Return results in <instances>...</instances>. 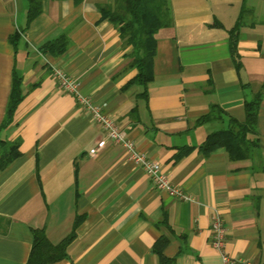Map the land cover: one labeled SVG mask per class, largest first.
Wrapping results in <instances>:
<instances>
[{
  "label": "crops",
  "instance_id": "crops-1",
  "mask_svg": "<svg viewBox=\"0 0 264 264\" xmlns=\"http://www.w3.org/2000/svg\"><path fill=\"white\" fill-rule=\"evenodd\" d=\"M112 1L40 0L27 22V0H0V126L14 77L21 95L0 127V156L15 143L18 153L0 166V264L26 263L34 229L51 244L73 233L66 257L49 264H220L209 242L215 215L225 251L264 264V0H246L238 67L228 30L242 0H170L172 24L155 34L144 94L128 84L131 48L101 17L98 6ZM62 36L63 52L41 50ZM55 66L187 199L156 189L120 144L89 154L102 130L58 88ZM260 89L248 156L233 159L223 147L204 153L206 135L227 127L228 116L242 121L244 102ZM211 105L221 118L196 123Z\"/></svg>",
  "mask_w": 264,
  "mask_h": 264
},
{
  "label": "trees",
  "instance_id": "trees-1",
  "mask_svg": "<svg viewBox=\"0 0 264 264\" xmlns=\"http://www.w3.org/2000/svg\"><path fill=\"white\" fill-rule=\"evenodd\" d=\"M28 8L26 20L29 22L40 12V0H27ZM101 17L110 21L117 29L123 47H130L127 65L134 67L136 74L128 81V84L141 85L144 89L152 79V59L155 54V34L159 29L169 27L172 24V10L170 0H113L111 4L98 6ZM251 12L246 6V0H242L240 11L235 24L228 30L229 50L232 61L236 67L237 60L235 44L239 27L243 18ZM213 25H219L214 21ZM16 37V36H15ZM13 42V37L10 38ZM66 47V39L59 37L56 40L42 46L43 52L59 54ZM145 89L142 91L144 94ZM21 99L18 80L13 78L11 96L7 105L5 117L1 128L6 126L12 118L14 109ZM261 100V89L243 104L244 118L238 121L228 116L227 127L216 129L206 135L199 148L207 153L217 147H223L233 159L247 157L251 147L256 146V139L247 137L254 132V124L258 105ZM224 111L218 106L211 105L208 113L200 116L196 123H205L221 118ZM0 143H4L0 140ZM17 144L8 146L7 152L0 156V166L15 157ZM78 222L74 220L73 226ZM73 233L68 234L56 244H51L42 229L32 230V245L25 264H49L66 257L65 247Z\"/></svg>",
  "mask_w": 264,
  "mask_h": 264
},
{
  "label": "built area",
  "instance_id": "built-area-1",
  "mask_svg": "<svg viewBox=\"0 0 264 264\" xmlns=\"http://www.w3.org/2000/svg\"><path fill=\"white\" fill-rule=\"evenodd\" d=\"M52 77L55 79L58 88L65 93L75 96L80 107L88 112L93 123L100 125L102 136L95 141L89 154L93 155L104 148L107 143L120 144L125 157L134 165L140 167L151 179L152 184L158 190L166 191L169 195L187 199L180 188L171 185L168 176L161 171L158 162L148 158L144 153L138 151L133 143L125 138L124 133L113 122L109 114L102 110V105L93 104L90 100L81 95L77 83L70 79L61 67H52ZM226 230L221 218L213 216L210 224V244L220 256V264H248L246 260L237 259L228 254L224 249Z\"/></svg>",
  "mask_w": 264,
  "mask_h": 264
}]
</instances>
